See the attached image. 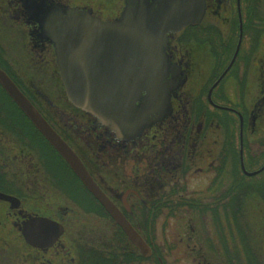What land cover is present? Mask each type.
I'll use <instances>...</instances> for the list:
<instances>
[{"label": "flooded vegetation", "instance_id": "flooded-vegetation-1", "mask_svg": "<svg viewBox=\"0 0 264 264\" xmlns=\"http://www.w3.org/2000/svg\"><path fill=\"white\" fill-rule=\"evenodd\" d=\"M125 1L47 0L64 9L91 10L103 21L120 18ZM205 2L201 24L169 34V97L152 100L146 108L149 125L136 134L75 107L54 46L40 38L20 0H2L3 20L20 26L9 30L21 34L14 45L38 66L29 83L12 80L150 253H142L45 138L67 169L41 158L34 141L23 139L1 107L0 193L19 206L12 209L0 200V264H231L237 247L247 257L243 242L253 251L259 247L256 255L263 257L264 0ZM5 94L0 105L13 102L22 114ZM144 97L138 108L147 105ZM71 177L82 192L68 184ZM33 217L64 229L48 250L29 244L23 234ZM237 226L245 232L258 228V235L243 238L233 230Z\"/></svg>", "mask_w": 264, "mask_h": 264}, {"label": "water", "instance_id": "water-1", "mask_svg": "<svg viewBox=\"0 0 264 264\" xmlns=\"http://www.w3.org/2000/svg\"><path fill=\"white\" fill-rule=\"evenodd\" d=\"M20 1L31 21L38 24L40 38L54 46L61 81L71 103L105 125L120 131L131 129L136 134L149 125L146 108L152 100L169 97L166 79L173 70L166 52L169 34L201 24L206 11V0H126L120 18L103 21L91 10L64 9L47 0ZM0 85L133 243L142 253H150L77 154L1 68ZM144 93L148 103L138 108ZM0 200L11 203L12 209L19 206L15 198L3 193ZM23 228L27 242L40 250H48L64 234L62 226L43 217L29 218Z\"/></svg>", "mask_w": 264, "mask_h": 264}, {"label": "rangeland", "instance_id": "rangeland-1", "mask_svg": "<svg viewBox=\"0 0 264 264\" xmlns=\"http://www.w3.org/2000/svg\"><path fill=\"white\" fill-rule=\"evenodd\" d=\"M3 3H2V0H0V10L3 8ZM249 10L250 12L252 11L251 9ZM17 27H18L17 24H13L12 27L8 26V24H6V21L3 20V15L0 14V48L3 51L2 52L3 56L1 60L2 64L9 71V73L18 81V83L24 85V83H29L31 81L30 79H33V78L36 79V77L33 74L36 73V69L38 68V66H34L31 64L30 62L31 60L28 56L26 49L23 50L21 46L16 47L14 45L16 38L19 37L21 34H17L16 36L14 33L9 32V30L13 28L14 31H16L18 30L20 26L18 28ZM29 65L32 66V68H30ZM41 86L46 88L45 84L43 83L41 84ZM47 88L50 91L52 90V88H49L48 86ZM2 94L6 96L5 92L0 91V96ZM11 104H13V102H11ZM11 104H8L9 106L7 107L5 105H0V108L5 107L6 120L10 121V123H13L16 127L22 130L21 135H23L24 140H27L28 142L29 140L34 141L33 143L35 144V147L39 149V154L41 158L45 159L48 163L55 162L54 164H55L56 169H60V171H61V166L66 168L65 165H63V163L60 160L58 159L56 160L58 156L56 157V154L51 149V147L45 144V142L37 134H35V131L33 129H30L29 124L24 120L23 116L19 113V110L15 107L14 104L13 106L17 110V112H14L11 110V108H13ZM52 167L54 168L53 164H52ZM72 179L73 178L71 177L68 180L70 181ZM68 184L72 185L76 192L80 191L81 187H78L75 184V181H70L68 182ZM80 192H82V190ZM232 251H235V250H232Z\"/></svg>", "mask_w": 264, "mask_h": 264}, {"label": "trees", "instance_id": "trees-1", "mask_svg": "<svg viewBox=\"0 0 264 264\" xmlns=\"http://www.w3.org/2000/svg\"><path fill=\"white\" fill-rule=\"evenodd\" d=\"M3 51L1 50L0 48V68L3 69L10 77L13 78V76L9 73V71L3 66L2 64V56H3ZM0 91L1 92H4V90L2 89V87L0 86ZM21 114V113H20ZM24 118V120L29 124L30 126V129H33L35 131V134H37L46 144V140L44 139V137L34 128V126L31 124V122L28 120V118H26L23 114H21ZM56 154V152H55ZM57 155V154H56ZM233 230H235L239 236H242L244 238V236H257V232H258V228H247V232L244 231V228L243 227H240V226H237V227H233ZM254 241V240H253ZM258 242H253L252 246H256ZM259 245V244H258ZM242 247H246V251H247V257H245V260L242 259V248L240 247H237L235 249V251H232V258H230V263L231 264H264V253H263V257H258L256 254L257 251H259V247H255L254 251L253 249H249L248 247L251 246L250 243H242L241 244ZM235 248V247H234ZM247 261V262H246Z\"/></svg>", "mask_w": 264, "mask_h": 264}]
</instances>
